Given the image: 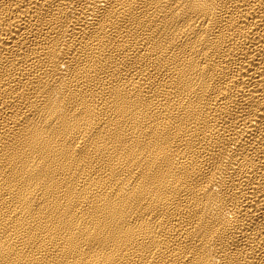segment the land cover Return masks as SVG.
I'll return each mask as SVG.
<instances>
[{"label": "bare ground", "instance_id": "1", "mask_svg": "<svg viewBox=\"0 0 264 264\" xmlns=\"http://www.w3.org/2000/svg\"><path fill=\"white\" fill-rule=\"evenodd\" d=\"M0 264H264V0H0Z\"/></svg>", "mask_w": 264, "mask_h": 264}]
</instances>
